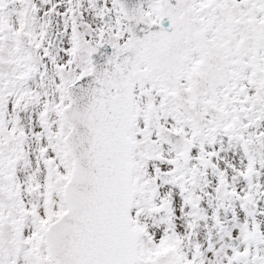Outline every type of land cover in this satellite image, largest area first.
<instances>
[{
    "label": "snow or ice",
    "instance_id": "1",
    "mask_svg": "<svg viewBox=\"0 0 264 264\" xmlns=\"http://www.w3.org/2000/svg\"><path fill=\"white\" fill-rule=\"evenodd\" d=\"M0 264H264V0H0Z\"/></svg>",
    "mask_w": 264,
    "mask_h": 264
}]
</instances>
